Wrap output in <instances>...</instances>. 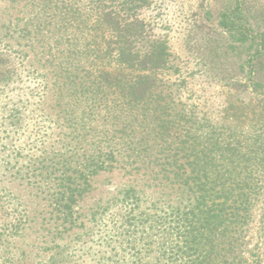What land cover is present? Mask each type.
Here are the masks:
<instances>
[{
  "label": "trees",
  "instance_id": "trees-1",
  "mask_svg": "<svg viewBox=\"0 0 264 264\" xmlns=\"http://www.w3.org/2000/svg\"><path fill=\"white\" fill-rule=\"evenodd\" d=\"M3 2L24 17L11 15L0 30L22 51L18 65L0 52V62H9L5 72L0 67V94L20 81V70L39 82L27 92L34 108L10 101L0 128H33L39 153L25 183L40 209L34 215L17 194L1 191L0 264L32 261L31 248L9 243L29 230L56 244L84 225L77 210L93 179L116 170L132 180L90 213L98 224L109 209L120 210L102 232L113 234L106 243L113 248L93 264H121L126 250L135 258L127 264H264V120L249 116L243 102L219 119L211 106L184 98L191 81L172 80L168 43L144 14L150 0ZM219 26L252 51V69L255 62L264 68V32L246 24L239 8L223 12Z\"/></svg>",
  "mask_w": 264,
  "mask_h": 264
},
{
  "label": "rangeland",
  "instance_id": "rangeland-1",
  "mask_svg": "<svg viewBox=\"0 0 264 264\" xmlns=\"http://www.w3.org/2000/svg\"><path fill=\"white\" fill-rule=\"evenodd\" d=\"M150 2L144 14L154 28V32L168 43L171 63L174 66L172 80L191 81L190 87L193 92L183 94L184 98H191L211 106L215 111L214 115L219 116V119L223 116L221 110L243 102L249 107V116L254 113L255 117L264 120V68L255 62L252 69L248 63L252 51H248L247 46L236 43L234 37L219 26L220 15L223 12L239 8L246 24L251 25L255 31L264 32V0H150ZM18 12L17 8H11L8 2L0 3V30L3 23L11 19V15L14 18L24 17ZM0 52L12 53L17 59L16 64H20L21 49L11 47L8 37L1 32ZM8 66V61L0 62L3 72L8 70ZM2 67L7 69L4 71ZM22 71V79L12 83L4 93L0 94V110L10 101L14 103L19 99L26 101L28 105L31 103L30 110L34 108L35 101L28 97L27 92L37 86L39 79L26 70L19 72ZM26 113L28 112L23 114ZM1 117H7V114H0V124H2ZM9 122V119L6 120V124ZM25 126H27L26 122ZM43 127L41 125L40 128ZM32 129L28 126L14 134L7 133L5 128H0V178L4 181L0 184V202L6 197L1 191L7 189V192L12 191L17 194L34 214L35 210L40 209L38 204L35 205L39 203V199L29 196L32 190L25 183L31 178L30 162L39 153L35 148L36 137L32 136L34 134ZM17 170L21 173L15 179L12 175ZM130 180H132L130 175L119 170L96 176L93 179L91 193L79 204L77 210L84 225L79 223L65 240H58L55 244L50 239L49 243L45 244L38 231L29 230L24 239L12 238L9 243H16L23 251L31 248L33 255L29 264H50L49 256H54L55 264L59 262L74 264V261L79 264H93L100 258L109 256L113 247H109L106 243L115 241V238L113 234L107 233L106 228L105 232H102L111 216L119 213L120 210L117 207L109 209L101 216L106 218L105 223L99 221L98 224L89 220L90 213L93 209L101 212V207H107L108 201L116 196L124 183ZM143 184L140 182L139 187L143 188ZM146 207L148 205L141 210L150 209ZM6 222L0 215V226ZM31 225L35 226V229H41L35 223ZM31 245H34V248ZM137 249L141 251L140 257L143 262H149L151 257L148 256V250L143 246ZM14 253L19 254L15 249ZM132 254L130 250L122 251L121 264L133 263L135 258Z\"/></svg>",
  "mask_w": 264,
  "mask_h": 264
}]
</instances>
